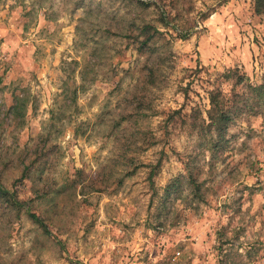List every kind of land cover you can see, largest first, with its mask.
Wrapping results in <instances>:
<instances>
[{
	"label": "rangeland",
	"instance_id": "1",
	"mask_svg": "<svg viewBox=\"0 0 264 264\" xmlns=\"http://www.w3.org/2000/svg\"><path fill=\"white\" fill-rule=\"evenodd\" d=\"M263 83L253 0H0V264H264Z\"/></svg>",
	"mask_w": 264,
	"mask_h": 264
},
{
	"label": "trees",
	"instance_id": "2",
	"mask_svg": "<svg viewBox=\"0 0 264 264\" xmlns=\"http://www.w3.org/2000/svg\"><path fill=\"white\" fill-rule=\"evenodd\" d=\"M253 6H254V12L256 14H259V15L264 14V0H253ZM150 29H154V27L151 26V24L149 23L143 24V26L141 27L139 36L140 37L146 36V34L148 33ZM156 33L159 34L157 30L155 31V34ZM153 36L154 35H150L149 37H147L145 41H142L141 45L148 44L150 42L149 40L153 39ZM248 88L250 89V91H252V93L260 101L262 100V98H264V83L256 87L248 86ZM220 95L222 94L218 90L209 92V102H210L211 109L207 112V119H206L207 125L204 127L203 130L207 131L206 134H212V135H215L216 137L222 138L223 136L227 134L228 125L231 121V118H230L229 112L223 108L224 99H221ZM18 108H20V105L17 102L15 106H13V109L16 110ZM175 114L176 112L169 115L168 117L169 122L172 119L173 115ZM206 120L204 121L206 122ZM156 166L157 165H155L152 168V171L150 172V176H152V174L154 173V169ZM2 194L6 196L8 192L6 191V192H3ZM10 197H11V201H10L11 207L16 209L22 206L23 203L19 202L13 196H10ZM30 217L34 219L35 222L42 224L41 220L36 215L31 214Z\"/></svg>",
	"mask_w": 264,
	"mask_h": 264
}]
</instances>
